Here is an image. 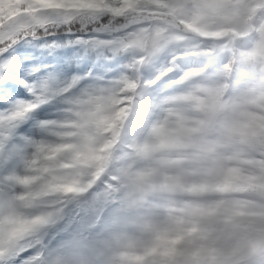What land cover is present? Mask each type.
<instances>
[{"label": "trees", "instance_id": "obj_1", "mask_svg": "<svg viewBox=\"0 0 264 264\" xmlns=\"http://www.w3.org/2000/svg\"><path fill=\"white\" fill-rule=\"evenodd\" d=\"M236 1L241 4L249 2L251 9L246 16L245 30L226 41L215 36L204 37L198 32V12L202 7L195 0H131L122 5H115L113 0H0V46L8 41L7 47H11L17 39L30 37L37 31L45 36L55 34L62 44L69 39L74 40L75 36L83 37L85 41L100 38L98 44L94 41L91 45L65 44L51 53L36 50L37 62L44 60L62 70L61 73L42 79L50 81L61 74L80 75L83 78L82 86L86 90V94L78 101L60 106L59 113L67 115L60 122L62 127H69L73 131L67 142L52 146L51 153L47 154V161L42 163L38 172L39 176L44 175L51 158H62L64 166H72L82 172L83 178L62 185L52 184L48 178L45 181V191H38L43 185L35 181L27 192V196L35 202L33 206L41 209L55 206L58 210L41 234V239L47 236V230L53 229L54 232L62 223L64 211L69 212L79 205L83 207L87 197L82 188L89 177H92L94 183L106 177L115 185L120 177L112 176L110 169L116 167L121 172L120 168L126 158L137 163L142 161L137 156L141 149L138 141L146 129L142 112L147 107L159 105L161 100L158 95L168 81L192 71L199 72L189 82V85L193 84L195 87L208 86L221 76L224 78L225 86L217 95L223 103L222 108L210 114L204 104L200 105V109H204L206 114L203 128L188 138L186 146L193 154L207 155L214 123L229 117L235 120L240 117L239 111L231 106L228 99L237 91L241 78L251 79L255 83L264 81V0L263 4H258V0H228V3L235 5ZM156 3L166 4V12L175 16L181 26L171 24L176 29L175 33H166L159 22H141L132 26L124 24L123 17L143 16ZM189 5H196V8H190ZM187 17H191V20L186 19ZM40 27L42 28L39 29ZM182 27L193 32H183ZM2 28H5V32ZM93 28L95 32L92 33L90 31ZM144 28L147 29L145 43L130 48L127 36L136 29L142 31ZM252 29H255L254 32H250ZM225 31L235 32V28ZM69 33H74L75 36H70ZM160 34H167V38L162 40ZM5 66L0 63V69ZM159 75L163 76L162 79L152 86ZM21 93L24 90H20ZM117 109L122 112L114 119L110 113ZM124 127L130 128L128 144L121 146L116 142L112 143V139H116ZM262 132L264 127L261 128L259 124H254L249 130L240 128L229 141L233 153L253 155L264 149V142L260 140ZM6 136L7 132L1 130V156H4L6 149H10V154L13 153V146L7 145ZM255 167L258 174L256 172L252 180L227 176L228 188L233 192L251 191L264 196V165L255 163ZM125 178L128 181L125 187L131 190L126 207L132 211V206L146 188L139 180H130L127 176ZM113 192L115 203V186ZM93 201L94 199H90L89 203L94 205ZM204 219L207 225L202 224L200 232L204 233V226L212 229L207 240L212 248L208 249L201 238L167 240L164 242L167 253L164 264H220L221 260L223 264H252L264 242V228L260 227V223L264 221V209L252 214L250 218L219 211ZM84 222L81 218L69 232L77 228L83 231L81 226ZM21 227L23 226L15 224L13 229L19 231ZM237 242L246 244L243 251L238 249ZM129 264L154 263L147 260L143 263L129 261Z\"/></svg>", "mask_w": 264, "mask_h": 264}, {"label": "rangeland", "instance_id": "obj_2", "mask_svg": "<svg viewBox=\"0 0 264 264\" xmlns=\"http://www.w3.org/2000/svg\"><path fill=\"white\" fill-rule=\"evenodd\" d=\"M130 1L113 0L115 5ZM258 3L263 4V0H258ZM249 6L248 2L244 5L236 3L214 14L203 11L205 10L203 7L197 22L198 32L205 36L215 33L222 36L226 32L225 28L212 30L213 25L218 22L238 24L239 27L234 28L244 31L246 25L241 16L243 11L248 12ZM146 16L151 18L154 15L146 14ZM139 19L138 16L130 17L126 20V26L138 23ZM2 31L5 32V28H2ZM146 31L147 29L132 35L128 44L134 47L145 43ZM170 33L172 31H168V34ZM230 35H224L223 39L228 40ZM159 37L165 40L167 34H160ZM255 55L258 54L255 53ZM80 79L82 77L60 76L48 83L36 85L34 98L25 101L26 103H23L17 111L18 116L32 117L34 123L27 127L24 126L22 133L19 132L22 139V144L19 145V155L10 162L18 189L13 181L9 183L11 188L6 186L0 189V243H5L8 239L3 233L9 231L8 224L15 219L26 220L27 223L23 222L29 227L31 234L30 237L23 234L13 237L10 244L0 247V254L7 252L9 247L19 253L25 248L39 245L35 259L40 261L43 253L66 235L56 230L52 238L47 239L48 236H46L40 241L38 234L41 232L38 231L44 230L50 224L49 221L53 219L57 210L46 208L41 212L26 211L30 202L23 199L20 192L24 187L26 189L22 190L28 191L38 178L40 160L48 150V131L52 128L56 130L53 123L55 109L61 102H76L85 94V89L79 84ZM222 80L218 79L214 84L208 85V88L192 89L191 86L185 85V80L175 79L161 93L160 97L163 100L161 106L145 112L149 128L144 133L140 145L146 148L147 152L150 150L156 152V159L152 157L153 162L144 166H134L133 161L127 159L125 166L120 168V173L124 177L130 176L131 173V178L141 179L149 186L150 195L147 202L139 208H137L138 204L135 209H132V211H137L144 208L146 211L126 230L116 232L109 240L100 242L99 252L103 258V264H127L130 260L136 259L135 262L138 263L152 259L155 264H163L167 257L162 251L165 238L195 236L199 230L198 214H214L222 209L236 212L244 218H250L252 214L259 213V209L264 207V197L256 192L225 193L227 186L225 188L224 180L219 177L221 173L227 172L236 179L239 177L252 179L257 172L254 162L264 164V152H257L253 157L243 156L242 153L232 154V147L228 144L240 128L249 130L254 124H264V83L255 84L251 80H244L240 84V93L231 97L230 102L238 108L240 117L239 120L227 119L218 129H214L213 143L208 152V158L213 161L212 166L204 167L188 160L187 157L190 154L178 145L187 138L185 133H191L200 128L203 114H205V110H201L200 105L204 104L210 114L222 108L221 98H217V93L224 85ZM192 108L197 111H189ZM119 114L121 112L117 109L111 115L115 119ZM0 119L4 120L2 116ZM69 132L67 130V134ZM173 138L176 143L172 142ZM129 139L130 130L125 128L117 137L116 142L124 146ZM52 140L54 143L62 142L60 135L57 137L55 135ZM54 164L50 170L54 171L52 176L56 175L60 183L82 179L81 173L75 169L63 168L58 163ZM91 178L89 177L84 184L85 190L96 196L94 200L98 205L95 207L98 208L95 215L91 218L101 219V213L108 214V206L102 205L100 198L109 197L114 183L107 178L94 183ZM45 179L46 175L45 177L40 176L42 183H46ZM213 181H219V183L213 184ZM21 204L26 207L22 208ZM72 216L74 219L75 214L70 218ZM65 223L67 227H70L71 219ZM84 234L87 235V232ZM236 245L241 251L246 247L243 242H237ZM211 247L212 245L208 244L207 248L211 249ZM253 264H264V246L253 260Z\"/></svg>", "mask_w": 264, "mask_h": 264}, {"label": "clouds", "instance_id": "obj_3", "mask_svg": "<svg viewBox=\"0 0 264 264\" xmlns=\"http://www.w3.org/2000/svg\"><path fill=\"white\" fill-rule=\"evenodd\" d=\"M3 7L6 8L8 5H3ZM189 7L196 8V5H189ZM186 19L191 20V17ZM231 27H239V25L218 22L213 25L212 30ZM229 39H231V36H229ZM260 140L264 142V132L261 133ZM192 162L204 167L213 164L210 158L195 154H193ZM110 173L112 176L120 177V179L115 184L116 202L108 206V214L101 213V219L90 217L86 220L81 227L87 231V235L80 228H77L62 236L43 253L39 264H103V258L99 252L100 242L109 240L114 233L126 230L133 221L139 220L140 215L146 209L129 211L126 205L131 190L125 187L128 181L116 167L110 169ZM212 183H219V181H213ZM37 190L45 191L46 189L44 186H40ZM260 227L264 228V221L260 223ZM220 264H223V260L220 261Z\"/></svg>", "mask_w": 264, "mask_h": 264}, {"label": "snow or ice", "instance_id": "obj_4", "mask_svg": "<svg viewBox=\"0 0 264 264\" xmlns=\"http://www.w3.org/2000/svg\"><path fill=\"white\" fill-rule=\"evenodd\" d=\"M75 36L74 33H69ZM52 37V39H48ZM5 45L0 52V63L6 66L0 69V114L8 115L13 111L12 105L15 101L11 100L13 95H20L21 88L27 91L32 87L34 82H39L45 76L61 73L62 70L44 60L37 62L36 50L39 49L43 53L54 52L58 47L77 46L85 44L83 37L75 36V39H69L66 43H60L59 37L55 34L51 36L41 35L37 31L33 35L25 36L23 39H17L16 43L11 47ZM19 85L20 87H17ZM29 95L32 93L28 91ZM16 131L21 132V127ZM2 247V246H0ZM39 245L32 248H25L17 253L13 248L9 247L7 252L0 254V264H39L35 259Z\"/></svg>", "mask_w": 264, "mask_h": 264}, {"label": "water", "instance_id": "obj_5", "mask_svg": "<svg viewBox=\"0 0 264 264\" xmlns=\"http://www.w3.org/2000/svg\"><path fill=\"white\" fill-rule=\"evenodd\" d=\"M207 3L208 9L211 11H218L225 8L224 0H198Z\"/></svg>", "mask_w": 264, "mask_h": 264}]
</instances>
